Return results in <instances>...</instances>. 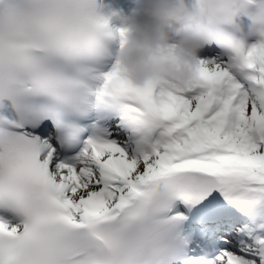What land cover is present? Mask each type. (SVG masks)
Listing matches in <instances>:
<instances>
[{"label": "snow or ice", "instance_id": "snow-or-ice-1", "mask_svg": "<svg viewBox=\"0 0 264 264\" xmlns=\"http://www.w3.org/2000/svg\"><path fill=\"white\" fill-rule=\"evenodd\" d=\"M258 8L172 90L122 74L96 0H0V264H264Z\"/></svg>", "mask_w": 264, "mask_h": 264}, {"label": "clouds", "instance_id": "clouds-1", "mask_svg": "<svg viewBox=\"0 0 264 264\" xmlns=\"http://www.w3.org/2000/svg\"><path fill=\"white\" fill-rule=\"evenodd\" d=\"M113 56L122 74L137 86L149 81L172 90L199 76L198 53L224 34L220 19L209 20L187 0H136ZM123 47H120V44Z\"/></svg>", "mask_w": 264, "mask_h": 264}, {"label": "bare ground", "instance_id": "bare-ground-1", "mask_svg": "<svg viewBox=\"0 0 264 264\" xmlns=\"http://www.w3.org/2000/svg\"><path fill=\"white\" fill-rule=\"evenodd\" d=\"M133 6V5H132ZM190 6H193V5H190Z\"/></svg>", "mask_w": 264, "mask_h": 264}]
</instances>
